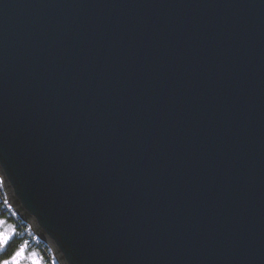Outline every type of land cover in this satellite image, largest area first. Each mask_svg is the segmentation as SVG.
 I'll list each match as a JSON object with an SVG mask.
<instances>
[{
  "label": "water",
  "instance_id": "obj_1",
  "mask_svg": "<svg viewBox=\"0 0 264 264\" xmlns=\"http://www.w3.org/2000/svg\"><path fill=\"white\" fill-rule=\"evenodd\" d=\"M0 176L61 264H264V0H0Z\"/></svg>",
  "mask_w": 264,
  "mask_h": 264
},
{
  "label": "bare ground",
  "instance_id": "obj_2",
  "mask_svg": "<svg viewBox=\"0 0 264 264\" xmlns=\"http://www.w3.org/2000/svg\"><path fill=\"white\" fill-rule=\"evenodd\" d=\"M7 204H8L7 197L3 191V180H2V177L0 176V215L3 214L5 216V217H0V219L2 218L6 222H8L14 231V236L10 241H12L13 239H16L17 242L19 243V248H20L19 251L21 249H23V250H27V251L31 252V254L34 255L35 260L37 261V264H50L45 257V253L40 251L39 248L27 247L25 245L24 241L20 238V235H19V233L22 232V230L24 232H26V234H28V232H29L32 237H39V236L34 232L32 225L29 222H27L25 219H22L18 213L14 218L12 216H10L3 209L5 207V205H7ZM20 223H22V224H20ZM20 228H22V230ZM39 238H40L39 243L41 245L44 244V248L47 251H49V253L52 255L51 261L56 262V260H57V264H61L59 262V260L57 259V257L55 256V254L53 253V248L51 247V245L49 243H47L43 238H41V237H39Z\"/></svg>",
  "mask_w": 264,
  "mask_h": 264
},
{
  "label": "built area",
  "instance_id": "obj_3",
  "mask_svg": "<svg viewBox=\"0 0 264 264\" xmlns=\"http://www.w3.org/2000/svg\"><path fill=\"white\" fill-rule=\"evenodd\" d=\"M10 216H12L13 218L17 215V212L15 211V209L8 203L7 205H5V207L3 208ZM22 224V223H20ZM22 230V228H20ZM20 238L24 241L25 245L27 247H35V248H39L40 251L45 253V257L47 259V261L50 264H57V260L55 261H51V257L52 255L49 253V251H47L44 248V244L41 245L39 243V237H32L30 235V233L28 232V234H26V232H24L22 230V232L19 233ZM41 258V257H40Z\"/></svg>",
  "mask_w": 264,
  "mask_h": 264
},
{
  "label": "rangeland",
  "instance_id": "obj_4",
  "mask_svg": "<svg viewBox=\"0 0 264 264\" xmlns=\"http://www.w3.org/2000/svg\"><path fill=\"white\" fill-rule=\"evenodd\" d=\"M0 221H3L4 223L0 224V233L5 234V246L8 244V242L13 238L14 231L11 228L10 224L6 222L4 219H0ZM48 243V242H47ZM5 246L3 248H0V253L5 249ZM20 264H32L33 260H28V251L24 250L21 252V255L19 257Z\"/></svg>",
  "mask_w": 264,
  "mask_h": 264
},
{
  "label": "snow or ice",
  "instance_id": "obj_5",
  "mask_svg": "<svg viewBox=\"0 0 264 264\" xmlns=\"http://www.w3.org/2000/svg\"><path fill=\"white\" fill-rule=\"evenodd\" d=\"M2 223L4 222L0 221V224ZM4 246H5V234L0 233V248H3ZM23 251L24 250L21 249L20 251L12 255L10 258L0 260V264H20L19 257L21 255V252ZM32 264H36V261H33Z\"/></svg>",
  "mask_w": 264,
  "mask_h": 264
},
{
  "label": "trees",
  "instance_id": "obj_6",
  "mask_svg": "<svg viewBox=\"0 0 264 264\" xmlns=\"http://www.w3.org/2000/svg\"><path fill=\"white\" fill-rule=\"evenodd\" d=\"M0 217H5L3 214L0 215ZM19 243L16 239H13L8 243V245L3 249V251L0 253V260L10 258L12 255H14L16 252L19 251Z\"/></svg>",
  "mask_w": 264,
  "mask_h": 264
},
{
  "label": "crops",
  "instance_id": "obj_7",
  "mask_svg": "<svg viewBox=\"0 0 264 264\" xmlns=\"http://www.w3.org/2000/svg\"><path fill=\"white\" fill-rule=\"evenodd\" d=\"M33 260V261H36L35 258H34V255L31 254V252L28 251V260ZM36 264H37V261H36Z\"/></svg>",
  "mask_w": 264,
  "mask_h": 264
}]
</instances>
